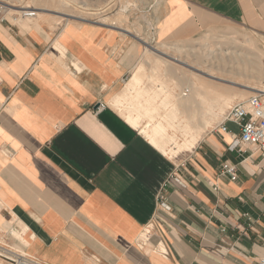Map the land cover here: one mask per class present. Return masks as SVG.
<instances>
[{
    "label": "crops",
    "instance_id": "obj_1",
    "mask_svg": "<svg viewBox=\"0 0 264 264\" xmlns=\"http://www.w3.org/2000/svg\"><path fill=\"white\" fill-rule=\"evenodd\" d=\"M224 25L264 38V0H163L153 38L184 43ZM139 40L47 14L0 22V237L18 231L42 264H261L264 157L232 149L237 125L217 124L173 160L110 105Z\"/></svg>",
    "mask_w": 264,
    "mask_h": 264
},
{
    "label": "rangeland",
    "instance_id": "obj_2",
    "mask_svg": "<svg viewBox=\"0 0 264 264\" xmlns=\"http://www.w3.org/2000/svg\"><path fill=\"white\" fill-rule=\"evenodd\" d=\"M26 5L43 10L41 11L43 15H53L65 26L97 22L128 30L137 36L138 40L140 39L139 42L143 41L146 44L147 41L149 46L166 54L149 53L147 44L142 43L146 48L144 47L138 66L145 65L144 81L150 96L154 99V94H157L162 108L171 103L173 106L169 115L175 117L178 114L176 139L164 140L167 152L175 156L174 158L192 151L207 132L220 124L234 103L256 95L257 90H264L263 37L238 27L224 25L216 31L202 34L188 42L160 44L154 40L153 33L161 17L163 0H49V2L0 0V6L4 7ZM16 15L19 14L6 12L8 18H14ZM113 21L117 25H112ZM239 53L242 56H239ZM185 64H189L192 68ZM153 67L158 68L159 74L158 77L153 75L154 77L151 76L150 79L149 75L153 74ZM132 75L125 83L132 78ZM200 82L204 85L200 86ZM160 85L165 87V91L159 87ZM186 87L193 92L194 96L190 99L183 96ZM142 104L145 108L152 107L147 101H143ZM118 113L125 119L120 111ZM159 115V113L154 114L158 118ZM150 119V117L144 119L143 125H153ZM186 124L192 128L189 134L181 131V127L187 126ZM193 139H197V142L191 150L177 152L179 143L185 144ZM19 240L23 242L24 237L18 231L14 232L13 236L5 233L0 237V244L23 254ZM0 254L3 255L1 252ZM0 264L5 263L0 260Z\"/></svg>",
    "mask_w": 264,
    "mask_h": 264
},
{
    "label": "bare ground",
    "instance_id": "obj_3",
    "mask_svg": "<svg viewBox=\"0 0 264 264\" xmlns=\"http://www.w3.org/2000/svg\"><path fill=\"white\" fill-rule=\"evenodd\" d=\"M45 2H49V0H45ZM4 8L8 12H13V13H17V14H20V12L25 11V10H29V9L32 10L33 9L36 12V16L43 15V13L41 12L43 10L36 8V7H32L30 5H26V6H22V7L5 6ZM69 17H75V16H69ZM112 25H117V23L115 21H113ZM125 31L129 32L128 30H125ZM146 44H147V51L149 53H155V54L159 53L161 55H166L163 52H161L160 50H158L157 48H153V47L149 46L147 41H146ZM163 47H165V46H163ZM59 50H62V48L60 47ZM227 53L228 52H226V54ZM238 55L242 56L240 53ZM172 59H175V58H172ZM177 61H180V60L177 59ZM185 65L192 68V66H190L189 64H185ZM195 70H196V68H195ZM144 71H145V65L144 64L139 65L137 67V69L133 72L132 78L126 83L124 90L120 94L115 96L110 101V105L113 108L120 111L125 116V119L129 125H131L134 129L139 131L141 134H144L145 137H147L148 140L156 148H158L161 152H163L166 156H168L171 159H178V158H174L175 156L173 157L170 153L167 152V149L165 148L166 142L164 141V140H166V138L176 139L175 138L176 137L175 130H177V128H178L176 125L177 124L176 122L179 120V117L177 116L178 114L175 117L169 115V111L171 110V107L173 105H171V103H169V105H166L165 108H162L160 103H159L160 101H159V97L157 96V94H154L155 95L154 99L152 98V96H150V93L146 90V87H145L146 83L144 81V76L146 74H144ZM197 71L201 72L198 69H197ZM168 73H169V71H168ZM158 74H159L158 68L153 67V74L149 75V78L151 76L154 77L153 75H155V77L157 75V77H158ZM152 77L150 79H152ZM196 85L197 84H195V86ZM199 85L203 86L204 84L200 82ZM159 87L163 91H165V87H163L161 85ZM251 89H254V88H251ZM257 92L258 93H255L256 95L257 94L264 95V90H257ZM192 93L193 92H190L186 87L185 91L183 92V96L186 97V99H190L194 96ZM148 98H150L151 100ZM142 99L145 102L146 101L149 102L152 105V107L145 108L144 105L142 104L143 103V101H141ZM155 113L160 114L159 118L157 116H154ZM165 114H167V115H165ZM148 117L151 118L150 122H152L153 125L147 124V125H145L146 126L145 127L143 125V121H144V119H146ZM187 119H189V117H187ZM184 122H185V120H184ZM182 130L185 131L186 134H189L192 131V128L187 125L185 127H181V131ZM196 142H197V139H193L192 141H189L185 144L179 143V145H178L179 147H178L177 152H181V151L183 152L184 150H191L194 147ZM170 145H172V144H170ZM23 243L26 244L28 242L24 239ZM0 252L3 253V255H5V248L0 247Z\"/></svg>",
    "mask_w": 264,
    "mask_h": 264
},
{
    "label": "built area",
    "instance_id": "obj_4",
    "mask_svg": "<svg viewBox=\"0 0 264 264\" xmlns=\"http://www.w3.org/2000/svg\"><path fill=\"white\" fill-rule=\"evenodd\" d=\"M6 9L0 6V22L6 19ZM34 19L36 12L25 10L15 16L18 18ZM264 96L257 94L248 100L239 102L231 107L223 120L218 125V130L223 133H231L227 127L228 123H233L239 128V135L234 136L231 147L241 152L244 147L252 146L259 149L264 157ZM99 110V109H98ZM223 176H228L231 181L238 180V168L235 165L225 163L222 166ZM216 188V187H215ZM161 206L168 208L166 201L162 198ZM5 248V255H0V260L5 264H42L26 253H18L8 246ZM261 264H264V259Z\"/></svg>",
    "mask_w": 264,
    "mask_h": 264
}]
</instances>
